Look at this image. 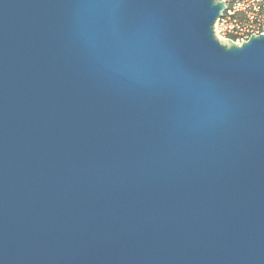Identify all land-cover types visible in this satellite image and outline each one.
I'll return each mask as SVG.
<instances>
[{
  "label": "water",
  "instance_id": "obj_1",
  "mask_svg": "<svg viewBox=\"0 0 264 264\" xmlns=\"http://www.w3.org/2000/svg\"><path fill=\"white\" fill-rule=\"evenodd\" d=\"M223 0H0V264H264V33Z\"/></svg>",
  "mask_w": 264,
  "mask_h": 264
},
{
  "label": "built area",
  "instance_id": "obj_2",
  "mask_svg": "<svg viewBox=\"0 0 264 264\" xmlns=\"http://www.w3.org/2000/svg\"><path fill=\"white\" fill-rule=\"evenodd\" d=\"M226 9L214 24V33L223 43L242 44L264 33V0H223Z\"/></svg>",
  "mask_w": 264,
  "mask_h": 264
}]
</instances>
